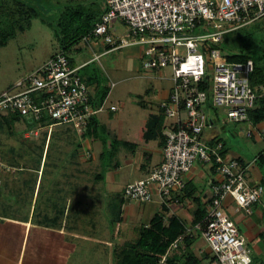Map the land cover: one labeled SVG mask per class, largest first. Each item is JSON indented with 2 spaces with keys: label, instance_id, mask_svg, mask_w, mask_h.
I'll return each mask as SVG.
<instances>
[{
  "label": "built area",
  "instance_id": "obj_1",
  "mask_svg": "<svg viewBox=\"0 0 264 264\" xmlns=\"http://www.w3.org/2000/svg\"><path fill=\"white\" fill-rule=\"evenodd\" d=\"M103 1L104 14L81 42L93 53L96 38L112 50L146 46L143 68L171 69L174 82L169 100L161 104L166 117L176 121L166 133L163 161L148 178L128 185L124 197L141 204L152 203L155 196L166 205L171 200L180 203L186 176L197 163L210 166L221 177L210 182L212 198L204 222L187 228L160 264H166L171 253L180 251L185 237L196 231L210 247L209 264H262L254 260L253 249L226 212L225 202L230 198L252 214L264 196V186L252 185L250 165L228 158L224 143L207 141L204 134L219 111L226 115L224 127L229 122L248 123L246 136L253 139L258 133L249 112L264 98V85H251L253 61L228 62L219 46L227 33L264 18V0ZM115 21L130 27L132 39L113 35ZM100 58L95 54L93 61ZM86 65L75 67L64 52L58 53L20 80L14 87L17 93L0 95V112H16L30 122L29 137L37 138L46 127L51 134L59 125L74 124L82 130L104 110L103 105L94 106L93 91L80 74Z\"/></svg>",
  "mask_w": 264,
  "mask_h": 264
},
{
  "label": "crops",
  "instance_id": "obj_2",
  "mask_svg": "<svg viewBox=\"0 0 264 264\" xmlns=\"http://www.w3.org/2000/svg\"><path fill=\"white\" fill-rule=\"evenodd\" d=\"M104 11L105 5L100 11L101 16ZM125 49H127L128 57H133L143 63L144 46L134 45ZM109 51L112 49L106 47V51L98 55L102 56ZM89 62L90 60L78 63L75 58L76 66L89 65ZM146 75L153 81H166L167 85L161 87L158 83L156 84L158 87L156 90L157 99L154 101L156 109L147 114V119L144 117L145 121L138 127L137 133L132 132L130 126H125L122 121L119 122L118 127L116 126L115 121L118 118H115V114L119 108L117 111H112L113 105L108 108L106 120L98 117L106 111L108 95L103 103V112L92 117V119L96 118L94 125L97 126L99 133L90 134L93 132L88 127L92 122L90 120L82 130L75 126L72 129H67V133H73L72 138L68 137V134L63 135L64 137L55 138L58 144L53 149L51 142L47 148L50 135L46 134V141L44 134L42 137L45 138V142L42 151L40 150L41 153L39 152L41 159L40 163L37 162L36 167H32L34 165L29 166L30 161L16 156L15 149L17 148L8 147V144H4L8 140L4 142L1 138L4 146L3 148L0 147V264H85V252L89 248L93 264H112L113 250L118 245H113L109 239L112 237L111 224L116 226L128 218L130 220L140 219L145 214L148 215L150 223L158 214H163L165 215V222L175 218L183 225L184 229H187L194 225L197 214L201 210H207L212 198L210 182L212 180L220 181L221 177L215 174L210 166L201 163H197L186 176L187 184H189V190L186 193L188 195L180 203L171 200L166 205L157 197L151 205L156 204L159 208L156 209L155 207L154 210L152 207L149 211L144 206L148 203L141 204L127 200L123 193V196L120 194L119 198L112 197L109 199L106 197L105 200L103 199L102 202L108 204L104 212L90 206L93 202L99 203L100 195L107 194L105 189L102 192L101 188L90 183L93 180L92 177L89 180L86 179L89 177L87 172L91 169L87 162L95 159L92 154L95 142L108 144V141L105 142L103 139L104 136H109L108 145H111L113 152L123 154L124 151L120 152V147L126 149L127 152L125 151L122 159L124 164L129 167L133 166L135 170L140 172L138 178L128 182L122 191L128 185L148 178L163 161L162 138L157 132L156 124L161 115V104L169 100L174 82L171 71L166 74L164 70H152ZM91 89L95 93V88L91 87ZM28 123L26 124L31 126L30 122ZM175 123L174 119L166 117L164 137ZM216 123L214 121L213 127L205 131L204 136L207 141L220 140ZM60 126L62 125L55 127ZM256 128L258 133L254 138L257 137V141L264 144V122L256 125ZM15 130L12 131L13 134H15ZM43 132L44 129L40 131V134ZM0 133L3 132L0 131ZM12 133L3 134L6 139L16 140ZM86 133L91 136H86ZM28 137L29 134L26 139H29ZM38 137L37 139H42V137ZM51 138L52 141L54 137L51 136ZM152 143L154 144L152 145ZM18 144V142H13V146L19 148ZM30 147L33 149V145ZM34 148L38 151V146ZM85 150L88 154L86 158L81 156L79 159L76 158L80 152L83 153ZM65 153L71 155L69 159V163L73 167L71 171L60 165ZM260 154L264 156V150L254 160L249 161L250 163L244 159H239L250 165L248 178L252 185H263L264 182V158L261 160V165L258 164L257 159ZM100 155L103 162L104 152ZM226 155L230 158L229 151ZM231 157L234 159L233 156ZM19 160L24 161L19 163ZM119 161L114 160L115 164L112 162L116 169L121 168L122 161ZM108 174L106 177L96 175L94 179L104 181L109 190L117 183L118 172ZM225 210L230 217L243 211L230 198L225 202ZM238 225L245 239L251 238L253 234L256 235L254 247L258 249V244L264 239V196L260 203L253 207L252 214L247 215L244 212V216L238 221ZM254 227L258 228L252 230ZM97 228L101 229L102 236L105 237L104 240L106 241L95 239L100 233ZM89 243L91 247L88 245ZM183 245L184 243L181 244L180 251ZM258 251L260 250L258 249Z\"/></svg>",
  "mask_w": 264,
  "mask_h": 264
},
{
  "label": "rangeland",
  "instance_id": "obj_3",
  "mask_svg": "<svg viewBox=\"0 0 264 264\" xmlns=\"http://www.w3.org/2000/svg\"><path fill=\"white\" fill-rule=\"evenodd\" d=\"M23 1L28 3L31 7H34L39 12V17L32 21V25L29 29H26L22 33L17 32L15 38L9 40L6 45L0 44V95L7 91L17 93L18 90L14 89L16 84L28 75L36 72L51 58L60 53L61 42L64 43L66 39L69 41L72 38H80L81 34L79 33V28L76 29L77 26H75V24H73L72 29H70V35H66L67 29L65 27L70 28V23L67 21L65 22V19L69 15L81 13V15H78L84 17L86 20L92 14L99 15L102 6L104 7L105 5L103 0ZM114 28L116 29V31L113 32V35L115 37L121 36L132 39L131 29L129 26L123 24L120 21H115ZM245 28L247 30H252L255 32L253 38V47H255L256 50L264 55V18L259 20L257 23L246 26ZM7 30L12 31L11 28H8ZM237 32L238 31H235L233 33L232 41H237V39L239 38V34H237ZM103 46L104 45L102 44L101 39L96 38L93 45L94 53L91 47L82 43V53L75 55L78 63L87 62L90 60L89 67L85 71H83L85 76L93 75V77L99 78V80L101 81V88H110V93L108 96V106H106V111H104V113H102V115L98 117L100 119L104 118L106 120V113L108 111V108L113 105L119 108V111L115 114V118H118L115 121L116 126L118 127L119 122L122 121L125 126H130V130L132 132L137 133L138 127H140L142 125V122L145 121L144 117H146L147 119V114L156 109L154 104V101L157 99L156 90L158 89V87L156 86V84L158 83L159 86L165 87L167 83L166 81H153L147 78L146 74L151 71L145 70L143 68L142 61L135 60L133 57H128L127 49H125L127 47L109 51L105 54H102L99 61H93L95 54L98 55L106 51V47ZM235 52L239 53L240 49L238 48ZM145 60L146 58H143V62ZM164 71L167 74L171 71V69H166ZM112 83H115V87H112ZM185 117L186 116L183 115L184 119ZM225 119L226 115L222 111H219V115L216 119V128L219 133L220 140L226 144L230 155L233 156L234 159H244L246 160V162L250 163L249 161L254 160L258 156V154L264 150V144L259 143L257 141V137L250 139L246 136V132L249 129L248 123L237 124L234 122H229L227 126L224 127ZM26 123L29 124L28 121L25 120L23 121V123L15 125L16 130L15 134L13 135L14 137H16V140H9V138L6 139L3 133H0V140L1 138L4 142L8 140L4 144H8L7 146L10 148H17L15 149L16 156L30 161L28 163L29 166L34 165L32 167H36L37 162L40 163L41 156L39 152L41 153V149L43 148V144L45 142V138L42 136L44 134H49L50 129L49 127L44 128V132L39 136L42 137V139H37L33 136L28 137L29 139H26L31 130ZM73 127L74 124L53 127L51 130V134H49L50 139L47 142V148H49L51 142V147L53 149L58 144V141H56L55 138L59 136L64 137L63 135L68 134V137L72 138L73 133H67L66 131L69 128L72 129ZM51 136L54 137L52 141ZM108 137V135L107 137L104 136L103 139L108 141L107 143L109 144L110 139H108ZM13 142H18V146L20 147L18 148L17 146H13ZM0 143V147L3 148L4 144L2 140L0 141ZM108 144L95 142V147L92 151L95 159L87 162L88 165L90 164L91 169L87 172L89 177L86 179L89 180L90 177H92L93 180L90 181L91 184L97 186V188H101L102 192L104 189L105 191H107V194L104 193V196L103 194L99 196V203L93 202L90 206L94 207L96 210L99 209L103 212L108 206V204L102 202L103 199L105 200L106 197L109 199H112V197L119 198L120 194L123 196V193L125 191H122V189H124L123 187H125L128 182L134 181V179L136 180L138 178V175H140V172L135 170L133 166L129 167L124 164V161L122 159L124 158L123 155L126 149L120 147V152L124 151V153L118 154L117 152H113V149L111 150V145ZM153 144L154 143H152V145ZM29 145H33V149ZM36 146H38V151L36 148H34ZM103 152L105 154L103 161L104 163L100 159V154H103ZM80 153L76 158L79 159L80 156L86 158L88 155L86 150L82 154ZM230 155L229 157L231 159L232 157ZM70 158L71 155L65 153L60 165L63 167H67L68 170L70 169L71 171L73 170V167L69 163ZM114 160L118 162H120L119 160L122 161L120 169H116L115 167H113ZM23 161L24 160H19V163H23ZM116 171L118 172V180L117 183L112 187V189L110 188L108 190L104 181L94 179L96 175H102L103 177H106V174H108L109 172L116 173ZM61 174L64 173L61 172ZM157 197L158 196H155L154 199ZM154 205L148 203L144 206L147 210L149 209V211L152 209V207L154 210L155 207L156 209L159 208L158 205ZM236 206L240 208L238 204H236ZM243 211L245 212V210ZM243 211L239 214L231 215V219L236 223L239 230L240 227L238 225V221L241 219V217L244 216ZM147 216L148 215L145 214L144 217L135 220H130V218H128L121 224H116V226L112 224L110 226L109 224L112 233V237H109V239L113 242V245H118V247H126V245L129 243H135L139 238L140 228L145 224H149ZM165 223L168 224V222ZM256 228L254 227L252 230H255ZM97 229L100 233L97 236L98 238L96 237L95 239L103 240V242L106 241L104 240L105 237L102 236L101 229ZM195 233L198 238L197 242L193 246V251L198 257L203 258L204 255H206V253L209 254L211 250L206 240L202 237L201 233L199 231H196ZM255 238L256 235L253 234L251 238L247 237L246 239L248 244L253 249H255V257L264 262V239L260 244H258V249L260 250L258 251V249L254 247L256 245ZM88 245H90L91 247L90 243ZM90 253L91 251L89 248L85 252V264H93Z\"/></svg>",
  "mask_w": 264,
  "mask_h": 264
},
{
  "label": "trees",
  "instance_id": "obj_4",
  "mask_svg": "<svg viewBox=\"0 0 264 264\" xmlns=\"http://www.w3.org/2000/svg\"><path fill=\"white\" fill-rule=\"evenodd\" d=\"M78 14L81 15V13H76L69 15L65 19V22L67 21L70 23V28H65L67 29L66 35H70V29H72V25L75 24V26H77L76 29L79 28V33L81 34L80 38H72L69 41L66 39L64 43H60L61 52H64L67 55L72 65L75 67V55L82 53V39L94 30L96 24L102 17L101 14H92L85 20L84 17ZM38 17L39 12L23 0H0V44L6 45L9 40L15 38L17 32L22 33L26 29H29L32 25V21ZM245 27L246 26L227 33L224 36L219 49L221 51L222 58L228 62L247 63L248 61H253L254 73L251 75V85L256 88L260 85H264V55L253 47L255 32L247 30ZM8 28H11L12 31L7 30ZM235 31H238L237 34H239V38L237 41H232V35ZM238 48L240 49V52L236 53L235 51ZM88 67L89 65H86V67L80 71V74L88 86L95 88L92 102L96 108H99L103 105L106 97L109 95L110 88H101V81L99 78L93 77V75L85 76L83 71H85ZM160 110L161 115L157 120L156 128L157 132L161 135L164 147L166 139V137H164L166 115L163 109ZM249 118L254 125L264 122V98L257 101L255 108L249 112ZM91 120L92 122L88 127L89 130L91 129L93 132L90 134L99 133L97 131V126L94 125L96 118ZM23 121H25V119L16 112H0V131L3 133H12L15 129V125ZM85 135L88 136L89 134L86 133ZM224 146V152L226 154L228 149L226 148L225 143ZM263 158V154H260L257 158L258 164L261 165V160H263ZM188 190L189 184H187L183 193L178 196L181 201L187 197L188 194L186 195V193ZM206 216L207 210H201L197 214L193 226L204 222ZM164 217L165 215L158 214L149 224L142 226L139 230V238L135 243H129L126 247L117 246L114 248L112 264H160L162 259L167 255L172 244L181 236H184L186 232V229H184L183 225L178 222L177 219L171 218L168 220V225L165 223ZM197 238L198 237L195 235L192 237L186 236L182 250L171 253L168 256L166 264H209L211 260L209 254L200 258L193 251V246L197 242ZM253 256L255 261H259L264 264L263 261L255 257L254 251Z\"/></svg>",
  "mask_w": 264,
  "mask_h": 264
}]
</instances>
